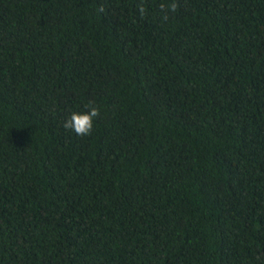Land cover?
<instances>
[{"label": "trees", "instance_id": "trees-1", "mask_svg": "<svg viewBox=\"0 0 264 264\" xmlns=\"http://www.w3.org/2000/svg\"><path fill=\"white\" fill-rule=\"evenodd\" d=\"M170 2L0 0V264H264V0Z\"/></svg>", "mask_w": 264, "mask_h": 264}, {"label": "clouds", "instance_id": "clouds-1", "mask_svg": "<svg viewBox=\"0 0 264 264\" xmlns=\"http://www.w3.org/2000/svg\"><path fill=\"white\" fill-rule=\"evenodd\" d=\"M179 7L177 0H171L168 4H161L160 8L164 10L166 13L171 12L175 13ZM140 14L143 16L146 13V8L143 4L138 6ZM167 14L164 15L163 19H167ZM86 111L74 112L71 114L70 118H68L63 123V128L65 130H70L74 132L77 136L85 137L89 136L93 130V122L94 119L99 117L100 109L95 106L93 101H89L88 104L85 105Z\"/></svg>", "mask_w": 264, "mask_h": 264}]
</instances>
